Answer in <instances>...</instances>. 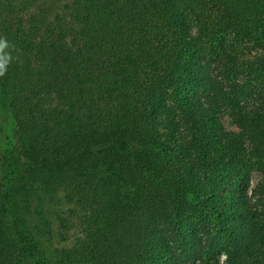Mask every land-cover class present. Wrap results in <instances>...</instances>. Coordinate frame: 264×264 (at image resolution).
Wrapping results in <instances>:
<instances>
[{
    "label": "trees",
    "instance_id": "trees-1",
    "mask_svg": "<svg viewBox=\"0 0 264 264\" xmlns=\"http://www.w3.org/2000/svg\"><path fill=\"white\" fill-rule=\"evenodd\" d=\"M0 89V264H264V0H0Z\"/></svg>",
    "mask_w": 264,
    "mask_h": 264
},
{
    "label": "rangeland",
    "instance_id": "rangeland-1",
    "mask_svg": "<svg viewBox=\"0 0 264 264\" xmlns=\"http://www.w3.org/2000/svg\"><path fill=\"white\" fill-rule=\"evenodd\" d=\"M254 48L249 46V52H254ZM254 54V53H253ZM1 99L7 100V96L2 94L0 89V177L3 171V155L5 150L10 146L13 137V121L5 104ZM222 121L227 129L237 130V127L232 123L229 115L227 113L222 114ZM262 174L260 172H255L252 176L253 187L261 180ZM37 196L43 195L38 194ZM44 204V207L42 205ZM32 217L34 225L36 226V234L40 236L41 240L45 246L49 249V252L54 254L55 247L58 244V238H54L52 235V230L57 228L56 216L54 211V206L48 203L45 199H36L33 202L32 207ZM25 264H30L25 262Z\"/></svg>",
    "mask_w": 264,
    "mask_h": 264
}]
</instances>
